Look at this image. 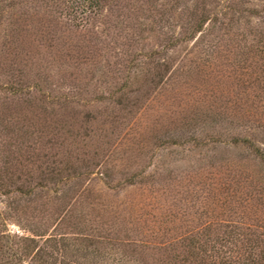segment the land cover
I'll return each instance as SVG.
<instances>
[{
    "label": "rangeland",
    "instance_id": "374dc122",
    "mask_svg": "<svg viewBox=\"0 0 264 264\" xmlns=\"http://www.w3.org/2000/svg\"><path fill=\"white\" fill-rule=\"evenodd\" d=\"M101 2L5 0L0 170L10 160L11 173L32 176L36 187L39 166L56 168L73 158L77 171L84 172L89 160L94 174L81 191L87 197L78 210L92 228L120 240L142 239L149 245V262L171 264L178 251L169 249V239L179 227L219 217L223 212L215 204L227 194L224 184L238 197L256 194L253 205L263 197L264 164L257 154H264V119L248 109L231 111L232 103L247 97L228 76H234L236 54L258 46L260 38L250 36L253 26L264 22V14L258 16L264 0ZM259 28L263 31L264 24ZM152 53L156 61L149 58ZM164 60L169 66L160 80L155 64ZM151 62L153 76L130 85ZM121 86L140 89L132 97L135 106L97 99ZM191 117L199 119L197 126L183 128ZM69 129L77 141L63 146L60 138ZM22 131L30 134L31 148L16 137ZM245 137L252 143L234 142ZM164 139L178 142L158 147ZM98 171L111 177H98ZM63 189L53 180L35 191L36 198L0 192V232L43 234L37 236L40 247L53 236L58 264L142 263L107 243L86 249L70 237L65 241L64 225L53 218Z\"/></svg>",
    "mask_w": 264,
    "mask_h": 264
},
{
    "label": "trees",
    "instance_id": "16d2710c",
    "mask_svg": "<svg viewBox=\"0 0 264 264\" xmlns=\"http://www.w3.org/2000/svg\"><path fill=\"white\" fill-rule=\"evenodd\" d=\"M101 1L103 0H92L95 6L98 3H102ZM3 5L5 6V0H0V21L6 14V9ZM263 14L264 10L258 13V16H263ZM254 17H257V15H254ZM205 20H207V17L202 21L205 22ZM202 21L201 25H198L200 26L199 31L202 28ZM263 24L264 22H261L259 25L253 26L255 31L250 36V39H255L256 36L260 38L258 46L250 48L249 52L242 50L240 56L236 54L234 58L235 62L233 63L234 67L232 68L234 76L232 78L228 76L234 81V85H239L238 94L244 93L247 97V102L243 101L241 104L238 102L232 103L233 105L231 104L230 106L231 111L240 112L247 111L248 109L247 113L251 115L254 112L255 116H259L261 119H264V30H258L260 29V25L262 26ZM149 58L155 59L154 54L149 55ZM152 64L151 62L148 68L144 67L145 72L143 76H135L134 81L130 85L140 84L141 82L146 83L147 75L149 76L152 73ZM155 65L160 70H158L157 77L162 80L165 76L163 71H168L167 67L169 64L164 60ZM151 76L153 75L151 74ZM151 80H153V77ZM122 87L111 92V95L107 97L101 95L97 99L101 101L110 100L119 106H135V99H132V97L134 93H139L140 89L134 86L130 87V89ZM185 120L187 122L183 124V128L187 127L188 129L197 126L199 122L198 118L192 117ZM72 134V130L69 129L68 133L62 139L60 138V143L65 146L76 142L78 136L75 133L74 135ZM27 135L28 133L22 131L16 137L19 138L18 140H22L25 145L27 144L28 148H31L32 141L31 145H29L30 141L26 139ZM28 137L30 138V134ZM164 142L159 143L158 147L177 144L178 141H166L164 139ZM234 142L252 143L247 137L244 140L235 139ZM50 143L51 141L49 140L48 144ZM64 151L67 152V147ZM67 153L65 154L68 155ZM257 155L261 156L260 161L264 164V154L259 153ZM95 157H99V155H95ZM85 162L86 165L84 167L87 168V171H84L85 173L77 171L73 158L61 160L56 168L51 167V165H47L45 168L39 166V180L37 179L38 182L35 184V187L31 186L33 185L32 176L30 178L28 176L23 178L11 173V161L7 160L5 164L9 163V166L4 164L0 170V192L6 196L17 193L23 197L28 198L33 196L36 198L35 191L38 188H43L46 183L56 180V183L62 184L63 188L66 189H63V194L58 198L57 215L53 217L54 221H57L59 224L61 223L60 225H64L65 229L63 230L67 231V233H64L65 241H68L67 237H70L79 246L86 249L97 248L107 243L108 245H112V247L125 250L129 257H132L135 261H141V264H152L148 261L147 255L149 245L144 240L127 237L120 240L122 238L117 236L111 237L109 234L106 235L99 229H93L91 223L87 220L88 215L78 210L79 206L84 205V200L87 197L81 191L87 181H89L90 175L94 174L89 168V160L85 159ZM96 166L97 164L94 163L93 167L97 168ZM97 176L111 177L106 171H98ZM212 185L214 186V191H216L215 186H219L218 183L214 181ZM223 187L227 191V194L223 200L220 199L215 204L223 212L219 214V217H209L204 223L197 225V222L189 229H181L179 227L174 233L176 238L169 239V249L173 250V252L178 251L171 264H264V191L263 193H259L263 196L262 199L257 200L258 202L253 205L251 202L258 199L256 194H242L238 197L239 195L235 193L234 189L228 188V183L224 184ZM16 210L17 215L22 216V208L18 206ZM258 211L261 212L262 216L256 215ZM214 213H217L216 208L213 209L212 214ZM224 214L228 215L227 219ZM198 221L202 220L198 218ZM148 228L150 232H155V228L153 229L150 225ZM155 235L159 236V232H156ZM37 236L41 239L44 237L43 234H34L33 237H19L9 232L1 231L0 264H28V261H35L39 264H58L57 257L60 249L57 248L58 244L56 243L58 242L55 238H52L53 236L47 237L43 242L45 246L40 247ZM65 243L69 244L68 242ZM171 258L170 255L169 259ZM67 262L69 261H62L61 264H68Z\"/></svg>",
    "mask_w": 264,
    "mask_h": 264
}]
</instances>
